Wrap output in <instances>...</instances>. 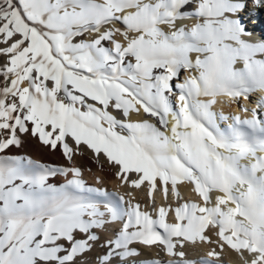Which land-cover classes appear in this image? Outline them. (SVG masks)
<instances>
[{"label":"snow or ice","instance_id":"6c2138e0","mask_svg":"<svg viewBox=\"0 0 264 264\" xmlns=\"http://www.w3.org/2000/svg\"><path fill=\"white\" fill-rule=\"evenodd\" d=\"M262 20L264 0H0V264H196L185 249L198 242L208 264L225 249L264 264V98L245 105L264 89ZM221 94L251 115L215 111ZM29 139L67 163L12 152ZM85 152L117 178L142 174L121 155L194 170L215 222L200 241L146 240L156 222L122 197L90 202L114 194L83 180Z\"/></svg>","mask_w":264,"mask_h":264},{"label":"bare ground","instance_id":"6f19581e","mask_svg":"<svg viewBox=\"0 0 264 264\" xmlns=\"http://www.w3.org/2000/svg\"><path fill=\"white\" fill-rule=\"evenodd\" d=\"M189 23L188 19L183 21ZM253 31V39H258L264 33V24L257 23ZM236 67H241V63L238 61ZM251 101H245V105L249 108L253 107L255 101L259 98H264V89H255L251 93ZM202 101L207 100L208 97L201 95ZM216 103L214 110L217 112L223 111L224 113H238L241 117L250 116L251 112H241L240 108L236 106L231 98L230 94H221L215 97ZM223 151V149H217ZM235 153L237 148H233ZM13 153H26L34 159L40 160L45 163H52L58 165H64L67 163L66 159L61 155L59 151L51 152L46 148H43L37 144L36 141L26 140L22 148L12 149ZM257 156L264 155V150L257 149ZM173 156L175 153H169ZM91 152H85L83 156H76L74 158L75 165L83 169V180L88 185H93L97 188H106L109 193L114 195L108 196L104 199L99 197H91L90 202L94 206H104L106 203H116L117 197H122L123 202L121 207L125 210H133L139 221L148 226L153 225L149 230L144 233V238L148 241L163 240L169 242L172 238H184L185 241H200L202 236L205 235V229L210 223H213L207 213L200 212L199 207L202 206V201L208 193L204 192L203 185L196 177L198 173L193 170L192 173L184 171L180 166L169 168L167 171L163 167L156 168L149 166L147 163L141 161L135 156H123L119 157L121 162V171L126 173H141L137 176H124L117 178L114 173L115 168H110L104 158H100V162L104 163V167L101 168L97 163H92ZM252 161L251 154L248 155L246 161L242 163H248ZM159 177V179H157ZM97 178L100 183L97 184ZM131 179V186L128 180ZM63 177L57 176L52 183L62 182ZM78 203L84 204L85 201H78ZM138 206V207H137ZM236 219L241 221L245 226L248 225V221L243 217L237 216ZM159 228V232L155 229ZM227 227V225H224ZM249 237L245 236L243 240L233 237L231 243L240 247L242 244L248 242ZM212 245L204 244L201 242L196 243L194 246L189 245L186 247V252L190 259L196 260V264H208L207 260H201L200 257L209 252ZM160 244L154 246L153 250L159 249ZM92 256L95 253L91 254ZM145 256H149L150 253L145 251ZM166 259L165 257H162ZM236 260L235 254L225 249V253L221 256L219 261L212 260L211 264H233Z\"/></svg>","mask_w":264,"mask_h":264},{"label":"rangeland","instance_id":"374dc122","mask_svg":"<svg viewBox=\"0 0 264 264\" xmlns=\"http://www.w3.org/2000/svg\"><path fill=\"white\" fill-rule=\"evenodd\" d=\"M261 23L264 24V20H262Z\"/></svg>","mask_w":264,"mask_h":264}]
</instances>
